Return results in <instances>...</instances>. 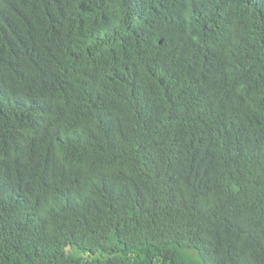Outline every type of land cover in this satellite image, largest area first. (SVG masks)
I'll return each instance as SVG.
<instances>
[{
  "label": "trees",
  "instance_id": "trees-1",
  "mask_svg": "<svg viewBox=\"0 0 264 264\" xmlns=\"http://www.w3.org/2000/svg\"><path fill=\"white\" fill-rule=\"evenodd\" d=\"M0 264H264V0H0Z\"/></svg>",
  "mask_w": 264,
  "mask_h": 264
}]
</instances>
